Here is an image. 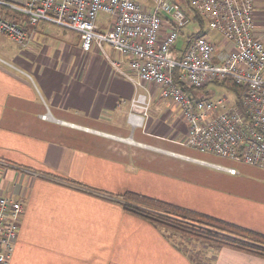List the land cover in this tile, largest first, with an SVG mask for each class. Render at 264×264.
<instances>
[{
	"label": "crops",
	"instance_id": "obj_1",
	"mask_svg": "<svg viewBox=\"0 0 264 264\" xmlns=\"http://www.w3.org/2000/svg\"><path fill=\"white\" fill-rule=\"evenodd\" d=\"M255 5V33L264 41V0ZM205 34L222 47L219 33ZM105 50L86 51L78 33L47 22L25 48L0 34V191L24 206L9 264H198L200 251L205 264H264L262 256L153 223L114 197L134 191L264 233V169L199 155L238 169L231 174L41 117L49 109L53 118L89 129L201 152L178 142L188 129L183 112L155 83L145 84L152 98L145 127H131L137 88L112 63L129 70L128 60Z\"/></svg>",
	"mask_w": 264,
	"mask_h": 264
},
{
	"label": "built area",
	"instance_id": "obj_2",
	"mask_svg": "<svg viewBox=\"0 0 264 264\" xmlns=\"http://www.w3.org/2000/svg\"><path fill=\"white\" fill-rule=\"evenodd\" d=\"M0 0V34L29 46L42 22L78 33L81 46L93 45L107 54L111 46L128 60L129 70L113 61L117 71L136 85L128 123L144 128L152 98L145 86H159L161 98L172 101L183 112L187 124L182 145L264 169V41L255 33V0ZM110 14V28L103 30L99 14ZM193 14L222 37V47L209 35L191 36L181 50L176 42ZM231 77L242 85L241 99L195 97L187 88H201ZM143 88L144 90H141ZM43 119L84 128L120 141L112 133L55 119L50 110ZM132 138V139H131ZM133 144V143H132ZM160 150L158 147L147 145ZM167 154L231 174L237 168L164 149ZM24 213L20 200L0 191V264H9Z\"/></svg>",
	"mask_w": 264,
	"mask_h": 264
},
{
	"label": "trees",
	"instance_id": "obj_3",
	"mask_svg": "<svg viewBox=\"0 0 264 264\" xmlns=\"http://www.w3.org/2000/svg\"><path fill=\"white\" fill-rule=\"evenodd\" d=\"M192 20H196L200 25V29L192 36L205 35L204 24L206 21L196 14H193ZM214 82L227 86L233 92L234 100L239 101L241 99L244 88L231 77L218 79ZM182 87L187 93H191L193 90V88H187L184 85ZM46 173L67 179L53 172ZM114 197L120 200L126 209L151 220L153 223L181 231L210 244L229 246L264 257V233L189 207L134 191H125L114 195ZM130 202L141 204L144 207Z\"/></svg>",
	"mask_w": 264,
	"mask_h": 264
},
{
	"label": "rangeland",
	"instance_id": "obj_4",
	"mask_svg": "<svg viewBox=\"0 0 264 264\" xmlns=\"http://www.w3.org/2000/svg\"><path fill=\"white\" fill-rule=\"evenodd\" d=\"M146 2L149 5L151 4V2L149 0H146ZM110 19H111V16L108 13L102 12V13L99 14V22L102 23L104 27H106V25L107 26L109 25ZM191 22H190V24H188L184 28L186 30H183L182 31L181 36L177 40L176 46H175L176 50H181L182 49L181 47H182V45L185 44V42H186V40H187V38H188V36L190 34V31L196 29L198 27L197 25H199V23L196 20H192ZM204 29L206 31H208V32H212V30L209 28V25L207 24V22H205V24H204ZM12 41H14V40H12ZM14 42H16V41H14ZM19 45H21V44H19ZM21 46L24 47V48L25 47H28V46H24V45H21ZM191 93L193 94V96H195L197 98H199V97H204V98H217V97L223 96V95L228 96L229 99H233L235 97L234 94H233V92L230 89H228L227 86H225L224 84L215 83V82L208 83L207 85H205L204 87H201V88H194L193 90H191ZM128 141H129V143H133L135 145H139V146H142V147H147V145H148V144H144V143H141V142H136V141H134V139H132L131 141L130 140H128ZM158 148L160 150H155L154 148L152 150L161 151V152H164L163 154H166V151H163L164 149L162 147H158ZM195 154L198 155V156L193 155V154H189V155L190 156H196V157H199V155L200 156L209 155V153L206 154V152H195ZM209 160H212V159H209ZM172 230H175V229H172ZM175 231H178V230H175ZM178 232H181V231H178ZM181 233H183V232H181ZM183 234H185V233H183ZM185 235H187V234H185ZM188 236H190V235H188ZM196 256H197L198 264H205L204 261H203L204 260L203 259L204 254L201 251ZM206 264H208V263H206Z\"/></svg>",
	"mask_w": 264,
	"mask_h": 264
}]
</instances>
